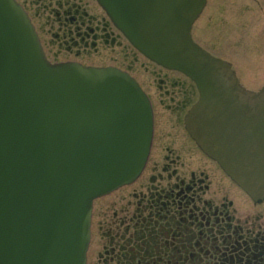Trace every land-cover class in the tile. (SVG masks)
I'll return each mask as SVG.
<instances>
[{
  "label": "water",
  "instance_id": "obj_1",
  "mask_svg": "<svg viewBox=\"0 0 264 264\" xmlns=\"http://www.w3.org/2000/svg\"><path fill=\"white\" fill-rule=\"evenodd\" d=\"M97 2L144 55L196 83L191 135L262 197L264 85L244 89L192 40L205 0ZM150 137L149 103L130 76L49 63L20 5L0 0V264H85L92 200L138 176Z\"/></svg>",
  "mask_w": 264,
  "mask_h": 264
},
{
  "label": "flooded vegetation",
  "instance_id": "obj_2",
  "mask_svg": "<svg viewBox=\"0 0 264 264\" xmlns=\"http://www.w3.org/2000/svg\"><path fill=\"white\" fill-rule=\"evenodd\" d=\"M244 3L264 10V0ZM22 5L50 61L118 67L136 79L152 110L147 162L118 189V208H105L95 233L92 213L86 264H264V196H248L189 134L185 115L198 98L192 80L142 55L95 0ZM217 10L206 2L191 35L236 71L230 35L212 39Z\"/></svg>",
  "mask_w": 264,
  "mask_h": 264
},
{
  "label": "rangeland",
  "instance_id": "obj_3",
  "mask_svg": "<svg viewBox=\"0 0 264 264\" xmlns=\"http://www.w3.org/2000/svg\"><path fill=\"white\" fill-rule=\"evenodd\" d=\"M208 3H213L218 9L212 25V39L220 37V40H224L228 35L231 36L227 40L234 42L231 60L235 63L238 79L249 89H258L264 83V10L250 8L244 0H208ZM121 195L122 189L94 202V233L98 231L99 222L104 219L105 208L110 205L108 214L116 210ZM100 241L106 242V239Z\"/></svg>",
  "mask_w": 264,
  "mask_h": 264
}]
</instances>
